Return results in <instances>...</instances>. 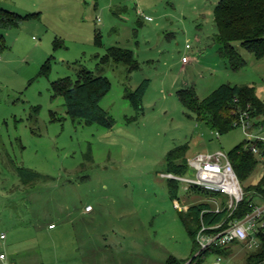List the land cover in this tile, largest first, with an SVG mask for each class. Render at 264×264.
Returning a JSON list of instances; mask_svg holds the SVG:
<instances>
[{"label":"rangeland","instance_id":"rangeland-1","mask_svg":"<svg viewBox=\"0 0 264 264\" xmlns=\"http://www.w3.org/2000/svg\"><path fill=\"white\" fill-rule=\"evenodd\" d=\"M217 3L0 0V8L38 13L19 27L0 28V236L6 235L0 250L8 264H168L195 257L196 240L181 218L189 213L177 202L183 208L205 197L181 185L171 192L166 157L182 145L189 146L187 160L229 153L247 137L234 127L218 138L178 92L191 88L204 99L223 84L253 86L264 102V57L236 43L246 63L232 68L218 38ZM113 46L132 50L139 67L100 68ZM82 69L110 81L101 107L113 126L73 119L56 95L53 82H76ZM146 79L143 110H136L128 95ZM263 177L259 164L247 184ZM249 252L233 243L202 264H245Z\"/></svg>","mask_w":264,"mask_h":264},{"label":"trees","instance_id":"trees-1","mask_svg":"<svg viewBox=\"0 0 264 264\" xmlns=\"http://www.w3.org/2000/svg\"><path fill=\"white\" fill-rule=\"evenodd\" d=\"M33 14L22 15L4 8H0V28L8 29L19 27L22 22L28 20ZM215 22L219 30L218 38L223 45V52L233 69H239L246 63L244 57L236 48V43L253 52L257 58L264 57V0H219L215 8ZM100 42V35L97 36ZM58 46V44H55ZM5 48L4 35L0 34V56ZM110 63L123 64L133 71L139 67L134 53L130 49L113 46L107 54L100 57V68ZM48 63L44 66L47 67ZM56 95L65 99L68 114L75 120H82L90 124H99L111 127L114 125L113 118L101 107V100L110 91L111 83L105 76H97L87 69L80 70L77 81L69 78L59 79L53 82ZM150 81L144 80L140 86L129 93L128 98L136 110H143V99L149 88ZM180 101L190 112L197 115L198 119H206L208 124L220 134L226 133L233 127L237 113L240 110H254V115L264 116V102L258 97L256 88L253 86H239L223 84L208 97L201 99L191 88L181 89L178 92ZM188 145H182L170 151L166 157L169 173L186 174L188 172L187 153ZM232 163L241 181L246 185L252 172L258 166L254 155L239 145L229 152ZM179 183L169 179L171 192L179 188ZM264 185V177L258 184H247L246 189L261 190ZM202 196L208 192L195 190ZM207 204L193 205L187 211L189 218L181 215L182 221L195 239L200 227L201 212ZM247 208L244 206L241 212L244 214ZM238 215L241 216L242 213ZM224 214H204L203 220L207 224L221 221ZM225 249H211L204 251L197 264L206 261L210 254H223ZM186 261L170 259L168 264H184ZM245 264H264V240L261 247L249 252Z\"/></svg>","mask_w":264,"mask_h":264},{"label":"built area","instance_id":"built-area-1","mask_svg":"<svg viewBox=\"0 0 264 264\" xmlns=\"http://www.w3.org/2000/svg\"><path fill=\"white\" fill-rule=\"evenodd\" d=\"M146 18L152 20L151 17L146 16ZM187 48H190V45H187ZM189 61V57H183L184 63ZM253 112L250 106L240 110L233 127H240L244 131L247 137L245 148L254 155L258 165L261 164L264 169V118L262 115H254ZM220 135L217 132L218 138ZM187 165L186 174H163L164 177L183 186L185 192L202 190L209 194L205 196V201L201 202L208 206L201 212L200 227L195 235L198 252L184 264H197L204 251L225 249L237 242L248 250H258L264 240V185L261 190H247V184L245 185L239 178L229 153L221 150L197 154L187 160ZM177 205L185 211L190 209V207L182 208L179 202ZM244 206L247 210L243 214L241 210ZM86 211L91 212L93 208L87 206ZM240 212L241 216L238 215ZM208 213H222L224 217L217 223L207 224L203 220V215ZM54 227L51 225V228ZM0 238L5 240L6 235L2 234ZM0 260L8 264L7 254L0 252ZM215 264L226 263L218 259Z\"/></svg>","mask_w":264,"mask_h":264},{"label":"crops","instance_id":"crops-1","mask_svg":"<svg viewBox=\"0 0 264 264\" xmlns=\"http://www.w3.org/2000/svg\"><path fill=\"white\" fill-rule=\"evenodd\" d=\"M218 2H219V0H218ZM218 4V3H217ZM217 6V5H216ZM216 8V7H215ZM203 14V13H202ZM184 207H191V205L190 204H185L184 205ZM94 211V210H93ZM93 211H91L90 213H92ZM184 211H185V209H184ZM51 225H53V224H51ZM51 225H50V228H51ZM52 230H54L55 228H51ZM0 252H4V253H6L4 250H0ZM7 254V253H6ZM8 256V255H7ZM1 261V260H0ZM1 262H3V261H1Z\"/></svg>","mask_w":264,"mask_h":264}]
</instances>
